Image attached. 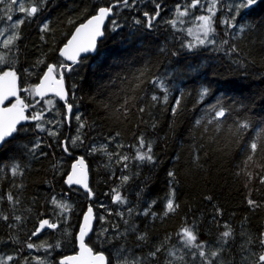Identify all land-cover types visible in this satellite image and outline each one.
I'll return each mask as SVG.
<instances>
[{"label": "trees", "instance_id": "16d2710c", "mask_svg": "<svg viewBox=\"0 0 264 264\" xmlns=\"http://www.w3.org/2000/svg\"><path fill=\"white\" fill-rule=\"evenodd\" d=\"M33 2L0 0V70L15 68L19 96L32 105L28 116L42 113L0 149V261L58 264L76 251L82 214L91 206L95 220L86 242L110 264H257L264 254V152L247 157L250 143L264 140V0L250 8H239L242 0H216L214 31L207 37L193 30L198 17L210 15L212 0H199L196 7L192 0H129L127 6L116 0H41L36 14L20 11L21 4L28 9ZM113 4L97 52L63 70L72 105L67 122L56 97L42 100L24 89L36 85L47 65L66 64L58 50L73 29ZM14 34L19 38L5 47ZM220 107L225 115L216 117ZM244 122L249 127L239 129ZM149 143L153 160H139L137 152L147 151ZM78 156L88 166L91 199L64 184ZM14 164L21 174L12 175ZM173 191L179 207L165 215ZM117 192L123 202L114 201ZM53 197L69 211L53 204ZM44 219L57 227L33 236ZM185 227L196 243L206 242L205 257L186 245ZM229 229L225 243L221 233ZM42 242L45 247H27Z\"/></svg>", "mask_w": 264, "mask_h": 264}, {"label": "snow or ice", "instance_id": "6c2138e0", "mask_svg": "<svg viewBox=\"0 0 264 264\" xmlns=\"http://www.w3.org/2000/svg\"><path fill=\"white\" fill-rule=\"evenodd\" d=\"M13 3H17V0H12ZM117 3H123L125 6L128 5L129 0H116ZM216 0H212V6H210L207 10L210 13L209 16H200L197 19L202 21V25H200L202 31L205 34V37H207L209 32L214 31L212 28V15H214V6H215ZM257 3V0H242V3L239 5V8H250L251 6L255 5ZM41 4V0H34L32 6L28 9H26L23 4L20 6L21 12H26L28 16H32L36 14L39 10ZM199 4V0H192V7H196V5ZM113 6H107V7H99L96 11V14L91 16L90 19L87 20L86 23L81 24L79 27L76 28V34L73 35L72 39L69 40L67 44L64 45L62 49H60V55L65 57L67 60L73 61V63L76 62L77 56L80 52H86L93 50L95 48V41L96 37L102 36L103 31L101 30V26L104 23V20L106 17H108L112 13ZM157 10L160 9V5H156ZM239 8L237 11H239ZM179 10V6H178ZM187 9L184 10V12H181V15L186 14ZM145 17H148L149 14L147 12L144 13ZM159 15V11L156 12L155 16H152L148 20V26L151 27V21L156 18V16ZM9 20L12 19L11 16L8 17ZM234 19V18H233ZM24 21H19L20 24H22ZM136 23H140V21H136ZM173 25H175V21H172ZM225 23H228L225 21ZM18 27V25H16ZM44 30L48 29V25L45 24ZM243 30V29H242ZM84 32L87 36L86 41H79L78 39L81 35V33ZM0 35H3V32H0ZM18 35H12L9 36L7 39L4 40V46L8 47L10 44H12L16 39H18ZM212 42V41H210ZM200 43H204V40H201ZM224 43H227V41H224ZM233 51H235V47L233 46ZM0 63H4V58L0 57ZM40 63H43V61H40ZM64 69L71 70L70 65H66L64 63L60 64H49L47 65V71L44 73L43 78L40 80V83L32 86L30 89H24V91L31 93H35L36 95L43 98L46 94V92L51 91L55 92L57 96H60L62 99L65 97L66 93L64 90ZM59 77V78H57ZM20 91L19 85H18V76L17 71L14 67H9L8 70H0V105H3L5 101H8L11 105L10 107H0V142H3L6 137H9L12 135V133L17 131L16 125L22 121L27 120L29 118L33 120H40L42 118V113L33 115L31 117L26 116L25 109L31 107L32 105L26 104L23 99L18 95V92ZM207 93V89L204 90V94ZM15 98V102H11L9 98ZM165 101L167 100V97L165 96ZM152 100H157V97L153 95ZM39 103V101H37ZM47 103L51 104L52 101L48 100ZM127 103V101H126ZM179 105V101H177V106ZM72 105H68V111L71 112ZM141 112L144 111L143 108L140 109ZM172 111L175 113L176 109L173 108ZM216 117H223L225 115V109L223 107H220L219 111L216 112ZM77 120H80L79 116H76ZM37 127H42L40 124H37ZM80 127H84V124L81 123ZM249 125L244 122L239 125V129H246ZM238 129V130H239ZM51 135H55L56 133H50ZM80 137L77 136L75 140H72V143L75 144L76 140H79ZM139 143L141 147H145V141L143 137L139 138ZM147 151L145 152H137V158L139 160H148L152 161L153 156L151 154V144H147ZM251 155L247 157L249 161L253 159V155H255L257 152H264V140H253L249 145ZM96 149H93L95 151ZM65 151H67V147L65 146ZM121 159L126 160L127 157H121ZM78 165L83 166V158L77 161ZM77 164L73 165V174L69 175L68 177V183L71 184L73 182L80 184L82 183L85 188H87V182H86V173L83 172V168H81V178H77L74 180V176L76 175L77 171ZM12 175H18L21 174L20 168L18 164H14L11 168ZM169 176L174 178V173L169 172ZM123 181H127L128 177L125 176L122 178ZM262 182H264V177L261 178ZM89 192L91 190L89 189ZM174 191L170 194V198L167 201L165 215L168 214V212H173L176 210V208L179 207L178 204H175L174 199ZM8 199L11 201L13 200V197L11 194L8 195ZM124 198L120 195L119 192H117L114 196V201L123 202ZM52 203L60 207L63 211H69L70 206L66 203H61L56 200L55 197L52 199ZM155 203V201H153ZM249 205L255 206V202L253 200L248 201ZM131 211V210H129ZM147 214V212L145 213ZM92 216V208L89 207L88 213L84 216V223L81 225L80 232H79V244H80V252L76 256H69L64 257L60 264H110V261L105 257L103 252H96L93 253V249L88 247L85 242L84 238L87 235L89 229H90V219ZM7 217H5L6 219ZM17 220L20 219V217H16ZM45 227L48 228H56L57 225L55 223H50L49 220L44 219L41 220L39 223V227L36 228V230L32 233L33 236H36L38 233H40ZM225 228H228V225H225ZM182 239H184L186 245L189 246H195L197 249H199V255L201 257H205L206 253L204 251V245L206 242L201 241L199 243H196L197 236L194 234L193 230L191 228L185 227L182 230ZM232 235L231 230H227L221 233V237L225 238L224 242L227 243L228 237ZM264 235V234H262ZM144 236H140L139 239H144ZM260 244L264 246V238H262L260 241ZM59 247V243L56 245ZM28 248L33 247H45V243L42 242L39 246L34 245L32 243L27 244ZM47 247H51V245H47ZM160 249L157 248V252ZM152 256L156 255V252L151 253ZM219 255L218 251L211 252L212 257H217ZM12 257H7V260H11ZM0 264H4L3 261H0ZM208 264H212L211 261L208 262ZM257 264H264V254L259 255Z\"/></svg>", "mask_w": 264, "mask_h": 264}, {"label": "water", "instance_id": "95a60500", "mask_svg": "<svg viewBox=\"0 0 264 264\" xmlns=\"http://www.w3.org/2000/svg\"><path fill=\"white\" fill-rule=\"evenodd\" d=\"M112 6H115V4H113ZM30 7H31V6H30ZM103 7H106V6H103ZM95 14H96V12H95L93 15H95ZM93 15H91V16H93ZM91 16H89V17H88L87 19H85L83 22L79 23V24L73 29V31L71 32L70 36L68 37V39L66 40V42L60 47V49H62V48L64 47V45L67 44V43L69 42V40L72 39L73 35L76 34V28L79 27L81 24L86 23L87 20L91 18ZM112 16H113V8H112V13H111L108 17L105 18L104 23H103V25L101 26V30L103 31V35H102V36H98V37H96L95 48H94L93 50L86 51V52H80L79 55L77 56V60H76L75 63H73V61H71V60H67L65 57L61 56V55H60V49L58 50V55H59V57H61V58L66 62L67 65L72 66V65H77L78 62H79V60H80L81 58L87 57V56H89V55H94V54L97 52L99 42L104 38V29H105V26L107 25L109 19H110ZM86 40H87V36H86V34H85L84 32H82L81 35H80V37H79V39H78V42H79V41H86ZM5 70H8V68L5 69ZM46 71H47V68H46V70L44 71V73H45ZM44 73L42 74V76L40 77L39 81H38L36 84L40 83V80L43 78ZM17 76H18V75H17ZM57 78H59V77H57ZM18 85H19V88H20L19 77H18ZM63 86H64V90H65V93H66V95H65V97H64L63 99H62L60 96H57V95L55 94V92H51V91L46 92V94H45V96H44L43 98H41L40 96L36 95L35 93H34V95H35V97L38 98V99H44V98L52 97V96H53V97H56V98H57L62 104H64V108H65V111H66V120H67V122H69L71 112L68 111V105H69V104L67 103L68 93H67V89H66L65 81H64V85H63ZM20 89H21V88H20ZM19 94H20V91L18 92V95H19ZM9 100H11V102H13V103L15 102V98L10 97ZM10 106H11V105L9 104L8 101H5L3 105H0V107H10ZM71 110H72V109H71ZM24 114H25L26 116H28V114H27V109H25V113H24ZM28 117H29V116H28ZM30 122H32V119H31V118H29V119H27V120H22V121H20V122L16 125V128H18V127H20V126H23V125H25V124H27V123H30ZM15 133H16V132L12 133L11 136L6 137L5 140H4L3 142H0V149H1V147L3 146V144H4L6 141L10 140V139L13 137V135H14ZM81 158H83V157L78 156V157H77V158L71 163V166H70L69 172L66 174V176H65V178H64V184H65L66 186H69V187H70V186H75V187H77L78 189H80V190H82V191H84V192H87V193L89 194V198L91 199V198H92V194H91V192H89V170H88L87 163H86L85 159L83 158V166L77 164V161L80 160ZM74 164H77V171H76V175L74 176V180L77 179V178H81V168H83V172L86 173V182H87V186H88L87 188H85L84 185H83L82 183L77 184V183L73 182V183L69 184V183L67 182V181H68V177H69V175H72V174H73V165H74ZM89 207H91V206H88V207L86 208V210L83 212V214H82V219H81L80 225H79V227H78V231H77V233H76V237H75V238H76V251H75L74 253H72V254H68V255H64V256L60 257L59 260H58V264H60V261H61L64 257L76 256V255L80 252V244H79V239H78V237H79V232H80L81 225H83V223H84V216H85V214L88 213V209H89ZM91 208H92V207H91ZM94 220H95V216H94V212H93V209H92V216H91V219H90V229H89L87 235H86L85 238H84V242H85V244H86L88 247H90V246L86 243V238L88 237V235L91 233V231H92V229H93ZM90 248H91V247H90ZM99 252H100V251H99ZM93 253H96V251L93 250ZM103 253H104V252H103ZM104 255H105V257L107 258V256H106L105 253H104ZM107 259H108V258H107Z\"/></svg>", "mask_w": 264, "mask_h": 264}, {"label": "rangeland", "instance_id": "374dc122", "mask_svg": "<svg viewBox=\"0 0 264 264\" xmlns=\"http://www.w3.org/2000/svg\"><path fill=\"white\" fill-rule=\"evenodd\" d=\"M202 21H198L197 25L195 26L194 30H193V33L196 35V36H199V35H204V32L202 31L200 25H202ZM47 105H49V103H47ZM66 217L68 216L67 214L65 215Z\"/></svg>", "mask_w": 264, "mask_h": 264}, {"label": "bare ground", "instance_id": "6f19581e", "mask_svg": "<svg viewBox=\"0 0 264 264\" xmlns=\"http://www.w3.org/2000/svg\"><path fill=\"white\" fill-rule=\"evenodd\" d=\"M42 100H43V99H42ZM27 111H28V108H27ZM32 121H33V119H32ZM89 235H90V234H89ZM89 235H88V236H89ZM75 239H76V238H75ZM86 243H87V242H86Z\"/></svg>", "mask_w": 264, "mask_h": 264}]
</instances>
